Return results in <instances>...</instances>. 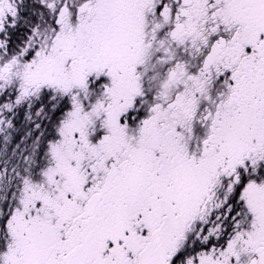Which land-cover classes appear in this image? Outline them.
<instances>
[{
	"label": "snow or ice",
	"instance_id": "1",
	"mask_svg": "<svg viewBox=\"0 0 264 264\" xmlns=\"http://www.w3.org/2000/svg\"><path fill=\"white\" fill-rule=\"evenodd\" d=\"M0 264H264V0H0Z\"/></svg>",
	"mask_w": 264,
	"mask_h": 264
},
{
	"label": "flooded vegetation",
	"instance_id": "2",
	"mask_svg": "<svg viewBox=\"0 0 264 264\" xmlns=\"http://www.w3.org/2000/svg\"><path fill=\"white\" fill-rule=\"evenodd\" d=\"M15 123L19 126L22 127L25 123L24 121V112H20L18 118L15 120Z\"/></svg>",
	"mask_w": 264,
	"mask_h": 264
}]
</instances>
